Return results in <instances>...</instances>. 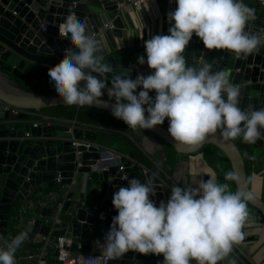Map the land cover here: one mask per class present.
Wrapping results in <instances>:
<instances>
[{
  "label": "water",
  "instance_id": "obj_1",
  "mask_svg": "<svg viewBox=\"0 0 264 264\" xmlns=\"http://www.w3.org/2000/svg\"><path fill=\"white\" fill-rule=\"evenodd\" d=\"M243 3L254 12L246 31L264 41V4L259 0ZM113 4L110 0H0V247L6 249L10 240L26 232L27 238L15 253L17 264H37L36 244L43 245L45 238L50 242L57 237L72 239L67 248L71 252L98 248L96 241L104 242L112 217L118 214L112 204L113 193L127 187V179L137 178L141 183L154 179L156 194L150 199L157 207L161 201L167 202L174 185L187 187L183 180L164 173L148 158L151 152L145 143L149 140L158 141L165 155L166 144L178 155L196 153L206 144L216 146L227 158L231 172L239 177V182L233 180L236 190L253 193L238 147L233 140L223 138L219 130L202 143L190 146L174 141L164 124L157 125L144 130L149 134L143 135L142 151L122 130L43 113L44 108L66 104L58 95L29 92L18 86L25 79L37 82L41 65L55 66L63 58V51L74 47L70 40L59 35L60 25L70 14L86 23L89 35L104 24H111L113 28H105L100 37L105 36L115 48L114 37H122L124 23ZM184 55L186 65L204 61L213 66V71H227L232 85L240 89L242 110L264 108V45L253 54L238 57L228 50H207L193 34ZM134 56H146V52L139 50ZM103 57L102 62L111 68L104 77L118 74L135 79L127 67L117 70L112 55ZM150 93L156 94L154 90ZM101 100L109 106L97 101L93 107L111 112L115 101L104 97ZM5 104L19 111L14 114ZM98 133L123 140L129 149L118 151L98 142ZM256 144L264 148V140ZM110 150L117 151V155L110 156ZM185 177L187 181L188 176ZM46 190L52 199L62 203L58 212L50 205H36L49 194H43ZM28 202L35 203L26 212V218L33 222L23 221L22 225L14 226V215ZM246 203L264 221V201L254 194ZM56 216L58 222H54ZM251 225L249 220L242 229L245 235L240 244L255 240V235L248 234ZM240 244L234 245L230 253L234 264H243ZM47 252L50 261L61 264L58 248L48 246ZM163 260V254L129 251L109 264H163Z\"/></svg>",
  "mask_w": 264,
  "mask_h": 264
},
{
  "label": "clouds",
  "instance_id": "obj_2",
  "mask_svg": "<svg viewBox=\"0 0 264 264\" xmlns=\"http://www.w3.org/2000/svg\"><path fill=\"white\" fill-rule=\"evenodd\" d=\"M176 4L168 13L170 34L146 40L147 59L138 58L139 64L147 63L154 71L135 79L114 75L111 87L99 78L111 72L102 62L104 57L97 55L102 42L86 34L85 22L68 15L59 35L70 40L74 49H65L60 62L48 69L56 93L68 106L88 108L101 101L108 107L101 100L106 89L109 100L115 101L111 105L115 118L133 131L151 130L167 118L168 132L180 144L195 146L218 130L225 139L241 138L247 144L264 140V108L242 110L240 89L232 85L227 71H213L204 61L186 65L184 55L193 34L207 50H228L238 57L259 51L264 41L246 31L253 10L243 0H176ZM153 90L154 98L149 95ZM127 180V187L113 193L118 214L112 217L104 242L96 241L101 255L85 257L84 264H101V258L108 264L129 251L163 254V264L193 260L196 264H234L230 253L244 239L242 229L249 221L246 202L254 198L253 193H232L227 183L217 184L209 176L195 186L174 185L167 202L157 207L150 199L156 194L154 179ZM225 180L239 182V177L228 172ZM26 238L22 232L0 249V264H15V253Z\"/></svg>",
  "mask_w": 264,
  "mask_h": 264
},
{
  "label": "crops",
  "instance_id": "obj_3",
  "mask_svg": "<svg viewBox=\"0 0 264 264\" xmlns=\"http://www.w3.org/2000/svg\"><path fill=\"white\" fill-rule=\"evenodd\" d=\"M264 4V0H259ZM176 0H146L145 5L140 9H131L129 12L122 15V20L124 23L123 35L122 37H114L116 47L112 48L104 36L99 37L97 40L102 42L101 51L97 55L108 56L112 55L114 61L117 63V70H122L126 67V63L129 59L134 58L135 53L142 50L145 52L144 43L146 40L150 39L154 35H168L170 23L168 21V13L176 9ZM174 23V21H173ZM147 59L146 56H144ZM45 67H53L51 65H41L40 75L37 78V82L44 80L45 85L48 88L54 89V85L50 83L49 79L45 76L41 77V70ZM97 76V75H94ZM101 79H106L108 87H111L110 77H99ZM28 79V78H27ZM46 79V80H45ZM26 81V79H25ZM21 81V82H25ZM30 83V82H28ZM36 83V82H34ZM32 83V84H34ZM104 95L102 97L108 98L106 89L102 90ZM153 98L156 94L150 93ZM146 107V106H145ZM167 128L169 127L168 119H165L163 123ZM126 133V132H125ZM138 137L130 138L137 143L140 149L143 151L142 140L144 134H149L148 132L137 130ZM98 142L112 147L115 150L126 151L129 146L121 139L98 133ZM147 147L150 148V154L148 158L164 173L168 175H175L178 181L187 183L188 186L198 185L205 177L209 179V176H214L217 184L227 183L229 191L232 193L237 192L233 180H225V176L228 172H231L230 164L223 155V153L218 150L217 159H219V167L215 171L208 163L205 161L201 151L193 154H182L178 155L173 150L170 156H166L158 146V141L149 140L145 143ZM254 150V159H252L250 171L247 175V183L253 194L264 201V148L258 144H251ZM203 147V146H202ZM110 150L111 155H117V151ZM188 176L186 181L183 179L184 176ZM46 190L43 194L49 193ZM247 211L249 213V220H251V229L248 234L255 235V240L244 242L239 245V249L245 253L246 260L250 264H264V221L262 217L256 214L255 211L251 210L247 204ZM36 253L42 247V244H36ZM91 250H98V248L92 247ZM100 252V251H99ZM51 256L48 255V259ZM49 264H54L50 261Z\"/></svg>",
  "mask_w": 264,
  "mask_h": 264
},
{
  "label": "built area",
  "instance_id": "obj_4",
  "mask_svg": "<svg viewBox=\"0 0 264 264\" xmlns=\"http://www.w3.org/2000/svg\"><path fill=\"white\" fill-rule=\"evenodd\" d=\"M113 2L116 10V15L122 16L123 14L129 12L131 9H140L143 5H145L146 0H110ZM105 28L112 29L111 24H104L103 27L98 28V32L94 33L92 32L90 34L91 37L97 39L101 35H103ZM74 49V47H72ZM64 53V51H63ZM146 61V59H145ZM126 67L129 70V73L133 77H137L139 74H143L145 76L151 74L154 70L150 69L147 65V63H144L143 65L138 63V57H134L132 59H129L126 63ZM6 108H11L12 112L15 114L19 111L17 108L10 107L9 105L5 104ZM123 177H125L123 175ZM36 205H39V207L43 206H53L55 211L58 212L59 209L62 206V203L52 199L51 193L44 195L41 199L38 200ZM35 203L28 202L21 206L17 213L13 217V223L14 226L22 225L23 221H27L28 223H32L33 219L26 218V212L30 208L34 207ZM59 219L57 216L54 218V222H58ZM44 244L42 245L39 252L36 253L37 258V264H46V260L48 258V252L47 247L53 246L54 248L59 249V256L58 259L61 261V264H84V258L89 256H100L101 252L97 250H90L88 252H71L67 248L72 242V239L70 238H62L57 237L53 242H50L47 238L44 239ZM1 249V247H0ZM240 250V249H239ZM242 257L241 262L243 264H250L246 260L245 253L240 250ZM15 259V264H17V258ZM101 264H104L103 258H101ZM109 264V262H108Z\"/></svg>",
  "mask_w": 264,
  "mask_h": 264
},
{
  "label": "trees",
  "instance_id": "obj_5",
  "mask_svg": "<svg viewBox=\"0 0 264 264\" xmlns=\"http://www.w3.org/2000/svg\"><path fill=\"white\" fill-rule=\"evenodd\" d=\"M48 69V67H45L41 70V77L45 76L46 79L50 80ZM18 86L29 92L58 95L55 91V88H48L45 85L44 80H40L39 82H36L34 84L28 82H19ZM43 113L69 119L74 118L83 122L96 124L107 128L122 130L133 138L138 137L137 131H133L122 120L115 118L110 111L101 110L93 106L88 108H82L75 105L51 106L44 108ZM233 141L235 142L242 155L245 165V172L246 175H248L252 162V159H250L249 157H254L253 146L251 144L243 143L241 138H237ZM164 151L167 156H170L171 152H173V148L169 144H166ZM200 151L203 154V157L208 165H210L216 171L219 167V159H217L218 148L212 144H206L200 149ZM255 212L259 215L257 211ZM49 263L50 259L47 258L46 264Z\"/></svg>",
  "mask_w": 264,
  "mask_h": 264
}]
</instances>
